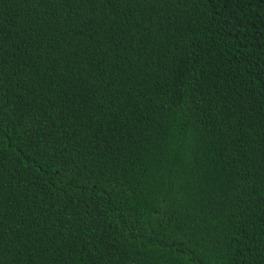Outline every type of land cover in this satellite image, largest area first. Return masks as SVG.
Masks as SVG:
<instances>
[{
  "label": "trees",
  "instance_id": "1",
  "mask_svg": "<svg viewBox=\"0 0 264 264\" xmlns=\"http://www.w3.org/2000/svg\"><path fill=\"white\" fill-rule=\"evenodd\" d=\"M0 264H264V0H0Z\"/></svg>",
  "mask_w": 264,
  "mask_h": 264
}]
</instances>
